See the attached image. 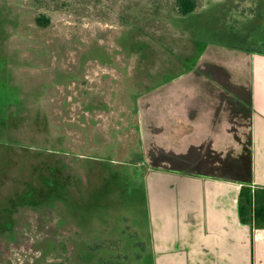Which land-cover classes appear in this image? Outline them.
I'll return each mask as SVG.
<instances>
[{
	"label": "rangeland",
	"instance_id": "1",
	"mask_svg": "<svg viewBox=\"0 0 264 264\" xmlns=\"http://www.w3.org/2000/svg\"><path fill=\"white\" fill-rule=\"evenodd\" d=\"M206 3L196 0L187 17L177 0H0V223L16 202L39 203L17 210L13 238H0V264H119L103 257L109 207L133 210L126 228L140 236L128 231L125 249L145 235L141 144L131 146L137 119L119 91L124 81L138 109L207 43L264 52V20L248 2ZM125 43L147 51L129 54ZM71 75L78 80L65 82Z\"/></svg>",
	"mask_w": 264,
	"mask_h": 264
},
{
	"label": "crops",
	"instance_id": "2",
	"mask_svg": "<svg viewBox=\"0 0 264 264\" xmlns=\"http://www.w3.org/2000/svg\"><path fill=\"white\" fill-rule=\"evenodd\" d=\"M145 94L150 104L136 113L145 235L125 249L122 238L138 230L126 228L133 210L109 207L105 261L264 264V220L255 217L264 208V52L207 43L192 69Z\"/></svg>",
	"mask_w": 264,
	"mask_h": 264
},
{
	"label": "flooded vegetation",
	"instance_id": "3",
	"mask_svg": "<svg viewBox=\"0 0 264 264\" xmlns=\"http://www.w3.org/2000/svg\"><path fill=\"white\" fill-rule=\"evenodd\" d=\"M205 1L207 2L206 3L207 6H209V4H208L209 1L210 2L212 1L213 2V1H216V0H205ZM222 1L234 2L235 5H238V7L239 6H242L243 4H245L246 2H248V5H247L248 8L247 9H251V11L253 12V13H251L252 16L255 15V10H257L258 11L257 15L264 20V0H222ZM243 7H244V5H243ZM189 15H187V17H189ZM186 22L187 21H185V20L184 21H179L178 23L181 25V26H179L180 27L179 29H182L184 31H186V29L188 30V27L187 26H185V25L182 26V24H186L187 25ZM190 31H191V29H190ZM197 42L198 41H195L194 40L192 42V44L193 43L196 44ZM124 83H127L128 86H126V85L123 86L122 85V87L119 89V91H120V93L122 95H124V97L127 99V101H129V102L131 101L132 102V104L128 105L127 108H129V106H130L131 108L129 109L130 110L129 112L131 113V115H134V114L137 113V106H135V102H134V100L136 98L135 89L132 88L129 80H125ZM124 90H125L126 93H122V91H124ZM46 93H48V92H46ZM43 96H47V94H45V95L43 94L42 95V98H43ZM90 103L91 104L89 105L88 108H89V110H93V108L95 107V105L98 104L99 102L97 101L96 98H91L90 99ZM125 115L126 114H123V116H125ZM131 118H132V116H131ZM137 145H139V141L136 138V140L132 143L131 146L133 147V146H137ZM138 148H139V146H138ZM22 190H24V188ZM38 204L39 203H37V205H36L32 201H29V199L26 200V201H24V202H16V204H14L15 211L13 212L12 216L10 217L11 221L3 220L0 223V238L3 237L6 240H10L11 238H13V235H14L13 233L15 231V226H16V222H17L16 212H17L18 209H20V208L25 209L28 206H29L28 208H31V206H34V208H37V207H39ZM49 205L50 204L48 203L45 207H48ZM28 208H26V209H28Z\"/></svg>",
	"mask_w": 264,
	"mask_h": 264
},
{
	"label": "trees",
	"instance_id": "4",
	"mask_svg": "<svg viewBox=\"0 0 264 264\" xmlns=\"http://www.w3.org/2000/svg\"><path fill=\"white\" fill-rule=\"evenodd\" d=\"M177 5H178V8H179L181 14L187 16L189 14H192L195 11V9H196V0H177ZM48 22H49L48 19L45 18V17H40L38 19V23L41 26H47L48 25ZM125 33H126V36L124 38V41L127 42V43H129L130 42L129 32H125ZM124 46H125V48H127V47L129 48L128 49V53L129 54H131L132 51H135L136 52V47L137 46H139V48H140L139 50H141V51H147L146 50L147 49V44H126L125 43L122 47H124ZM197 47H198V44H197ZM203 50L202 51H199V49L197 48V54H196L197 56L194 55L193 57L196 56L197 57V60H198V58L201 55V53L203 52ZM98 53L99 52L97 51V54L96 53L95 54L99 56L98 57L99 59L100 58L102 59L103 56L102 55H99ZM142 58H143V56H142ZM144 58H147V55H145ZM197 60L195 61V63H193L192 67L189 68V69H187V70L192 69L194 67V65L196 64ZM77 80H78V78H76L73 75L64 78V81L65 82L77 81ZM167 81H169V78L168 79H165L164 81H162V84L163 83H166ZM251 201L252 200L250 198H247L246 203L248 204L250 202L249 204H251ZM244 209L246 210L247 207H244V208L242 207L241 208V210H243V211H244ZM255 217L257 219H259V220H262V221L264 220V208L263 207H259V208L257 207V208H255Z\"/></svg>",
	"mask_w": 264,
	"mask_h": 264
}]
</instances>
